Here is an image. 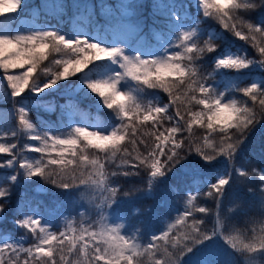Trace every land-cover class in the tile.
<instances>
[{
    "label": "snow or ice",
    "instance_id": "snow-or-ice-1",
    "mask_svg": "<svg viewBox=\"0 0 264 264\" xmlns=\"http://www.w3.org/2000/svg\"><path fill=\"white\" fill-rule=\"evenodd\" d=\"M153 2L157 3V0ZM21 4L22 0H0V14L17 12ZM135 6L136 0H129L126 5L131 12ZM193 6L197 15L193 18L194 23L186 26L182 17H191ZM54 8L64 9L65 5L57 0ZM258 12L264 13V0H179L176 11L171 13L173 22H165L167 30L176 29L175 41L168 43L162 54L147 57L139 52L127 55L119 45L105 46L84 35L68 39L56 30H31L27 34L17 32L13 35L0 29V68L7 70L28 65L22 74L6 75L8 91L0 97L4 105L9 102L12 105V109L6 113L11 126L0 129V154H6L0 159V170L4 172L0 176V198H7L10 188L26 187L33 177H39L64 190L68 197L81 188L98 189L103 195L102 203L97 205L99 222L87 226L82 223L79 230L69 221L67 230L52 232L49 230L51 225L43 217H37L35 209L31 213L25 211L23 219L17 223L27 229L36 242L28 247L4 243L0 247V264H140L139 258L145 254L153 264H185L188 257L192 258L188 264H238V261L231 259L218 261L210 254L198 256L217 239H222L228 248L233 249L226 255L228 257L239 254L247 264L264 261V238L257 242L254 237L250 242H239L238 245L233 237L224 235L219 227L207 230L204 217L213 210L197 205L195 201L198 195L191 191H188L186 207L178 215L176 223L168 225L167 231L153 234L146 244L139 243L135 233L131 236L122 234L123 223H109V213L112 215L114 206L120 205L122 198H131L139 191H125L112 186L110 176H139L143 173L149 189L145 194L151 195V189L159 178L165 177L189 157L195 161L196 168L190 171L188 177H199L207 183L209 190L204 195L215 201L217 225L221 217L227 215L226 201L236 204L237 199H241L240 196L233 197V193L238 191L237 184L247 187L248 193H251L250 196L244 193L241 203L236 204L239 212L246 213L254 205L257 195L264 202V164L254 167L249 165V170H245L243 165L237 167L241 145L247 140L252 128L264 119V22L252 16ZM93 14L83 19H75L74 16L75 29L83 31L82 25L95 24L102 32L110 33L116 39L139 30V22L133 16L117 19L108 15L104 23H100L93 19ZM75 15L78 16L79 11ZM208 18H215L238 40L250 44L259 59L250 58V55L240 50L217 54L218 46L211 35L201 45L199 25ZM153 27L158 28L156 25ZM161 32L165 30L161 29ZM6 46L14 51L5 59ZM169 49L172 51L169 52ZM209 55L213 57L210 64L212 70L202 75L200 62ZM45 60L56 65L57 69L41 67ZM100 61L110 62L117 70L99 78L81 76L86 73L85 69ZM253 67L262 74L259 80L254 79L245 87L234 86L228 90L229 93L234 91L242 94L246 100L219 91L212 82L222 69L243 74ZM73 76L81 77L82 86L87 92L99 97L100 104L115 114L116 122L110 128L96 125L95 130L89 131L86 126L74 121L75 116L84 118L85 114L69 99L67 104H61L59 108L64 120L71 126L70 132L65 136L57 134L50 127L41 132L31 122L33 109L51 113L56 111L57 106L32 98L56 88L60 81L70 80ZM124 81L134 82L140 87L124 89ZM144 89H162L168 93L169 103L161 105L134 95L135 91ZM178 100L182 104L186 101L185 107L195 104L203 106V109H188L185 114L177 107L175 114L170 115L171 107ZM248 101H251L252 106H249ZM257 104L259 110L254 107ZM186 115L191 119H186ZM204 117H207L206 122ZM163 120L171 122V126L160 131ZM146 122H150L155 129L151 144L138 137L139 127ZM193 124L206 127L208 134L201 143L190 145L185 151L184 141L177 139V135L185 130L191 133ZM213 132L220 133L219 143L212 138ZM21 133L36 143H25L19 147L15 142H7L18 140ZM126 137H129L135 154L128 152L125 147L123 153L127 158H122L118 154L122 152L121 142ZM138 145L144 146L143 152ZM87 149L97 151L88 155ZM25 151L40 153L41 158L30 162L23 156ZM53 151L58 158H52ZM65 153H69L72 159H66ZM45 155L49 157L47 162L44 160ZM77 159V167L82 169L79 177L75 175L74 169L66 167L55 173L49 170L51 165H76ZM118 159L119 164L116 163ZM113 165L115 168L109 173L108 168ZM84 171L89 173L87 178ZM249 177H258V180H250ZM5 204L6 200L0 201V217L7 211ZM231 211L229 208L228 212ZM196 214H202L201 218H197ZM80 216L83 217L84 213L81 212ZM189 218L191 224H187ZM181 224H187L189 230L179 236L172 235L176 225ZM7 250L11 251V256ZM22 253L25 254L23 257Z\"/></svg>",
    "mask_w": 264,
    "mask_h": 264
},
{
    "label": "trees",
    "instance_id": "trees-1",
    "mask_svg": "<svg viewBox=\"0 0 264 264\" xmlns=\"http://www.w3.org/2000/svg\"><path fill=\"white\" fill-rule=\"evenodd\" d=\"M63 4L65 5L64 9H59V12H54L52 9L49 8V4L45 3L41 0H22V4L20 8L17 10V12L14 13H3L0 14V29H3L5 31L10 32L14 28L18 27L20 24V20L24 17H32L36 20L47 22V23H53L56 26H59L63 30H66L68 32H73L75 27V20H73V17L75 16V19H83L88 14H93V17H96L97 20L100 21V23H104V21L107 19L109 13L103 12L101 10V6H104L105 2L110 3V6L112 9H114L115 12H120L122 6L125 5V0H95L96 4L93 6L86 7L83 9V12H81V15L77 16L75 15L77 12L74 9V4L72 0H65ZM136 6L135 10L138 13V17L140 16L141 22L143 23L142 31L139 32L134 38L133 42H136L137 39L139 40L142 35V33H145L147 35V38L150 41H154L153 38V32L156 30L163 29L165 32H163V37L167 38L169 36V31L166 29L165 22H173V17L171 13L173 11H176V5L179 3V0H157V3L160 4L159 7H157V3H154L153 0H136ZM165 4L167 6H165ZM181 12H183V9H180ZM197 15V12H195V8L192 7L191 9V17L189 16H183L182 19H184L185 22L193 20V18ZM252 16L257 19L258 21L264 22V13L258 12L253 13ZM154 25L158 26V28L153 27ZM151 29V30H150ZM199 29L202 35V38L200 39L199 43L202 45L204 40L209 39L210 33L209 31L213 32V38L215 39V42L217 43V54L221 53L225 47H231L235 51L238 49H241L240 51L244 52L247 55H250V58H256L259 59L258 53L255 49L251 47L250 44L246 43L245 41L238 40L235 36H233L230 32H228L226 29L222 27V25L219 23L218 20L215 18H208L207 20H204L199 25ZM212 36V35H211ZM147 38L144 37L145 42H147ZM234 42V44H233ZM151 44V43H150ZM149 44V45H150ZM13 49H10L6 46L4 57L5 59L8 58L9 54L13 52ZM54 55V54H53ZM57 58H60L57 56ZM51 59V57H50ZM213 57L209 55L208 57L205 56L204 60L200 62V71L202 75H207L208 72H210L212 69L210 67L211 60ZM109 62L108 61H100L96 64L90 66L85 74H81V76L87 75L88 78H98L101 76V74L104 72V70L108 67ZM43 66H48L52 68L53 70L57 69V66L54 64H51L49 60H45L43 62ZM28 65H24L23 67H17V68H9L7 70L0 68V87L2 90H7V82H6V75L12 74V75H19L22 74L24 71L27 70ZM39 70V69H38ZM256 75H262L260 71L251 68L250 71H246L243 74H237L232 70H220L215 75V81L220 82V84H226L229 89H232L234 86L238 87H245L247 86V83L252 81ZM41 78H43L41 76ZM169 79H175V77H169ZM36 82V81H31ZM140 86H138L134 82H129V84H126L127 89H138ZM60 92V91H71L75 92L77 95V102L79 107L85 110H89L92 114L91 116L93 118H96L100 122V126L103 128H109V126H113V124L116 122L115 114L111 112V110L103 107L99 102V97L92 95L91 93L87 92V90L82 86L81 84V77H71L70 80L66 81H60V83L57 85L54 89H48L45 92ZM158 92L164 102L169 103V96L168 93L164 92L162 89H144L143 91H135L134 95H136L141 100H144V98L149 97L152 95V93ZM3 91L0 93V97L3 95ZM228 94L235 96L238 99H244L242 94L231 92ZM58 100L64 99L63 97H59L55 95ZM43 102H50V96L43 97ZM1 103V101H0ZM249 106L251 105V101H248ZM186 101L182 104L181 101H177L176 105H173L170 109L169 114L174 115L177 107L180 108L182 112L185 114L187 113L188 109H191V111H201L203 109V106L191 104L187 105L185 107ZM257 110H259V105L254 106ZM64 117V114H63ZM31 122L37 127L38 130L41 131V126H44V124H47L49 122L53 123L55 121L54 114L51 112H45L42 109H33V112L30 114ZM186 119H191V117H188L186 115ZM205 122L207 121V117H204ZM0 123L2 124V127L5 126H11V121H9L6 117V114H3L0 117ZM163 124V128H160V131H163L165 128L171 126V122L167 120H163L161 122ZM186 127V125H185ZM155 131L153 127L151 126L150 122L144 123L142 126L138 129V137L145 139L149 144H151L154 140V137L152 136V133ZM208 134V130L206 127H200L199 124H193L192 131L189 133L187 130L177 135V139L184 141V148L185 151H187L188 147L195 146L196 144L201 143L202 138ZM212 138L219 143L220 140V133L219 132H213ZM19 142H21V147L25 143L32 142L35 144L36 142L31 141L27 138L26 134L21 133L19 136ZM17 141V140H14ZM14 141H7V142H14ZM127 148L128 152L134 153L133 145L129 142V137H126L123 142H121V148L122 152L118 154L122 158H127L126 155L123 153V148ZM141 152L144 151L143 145H138ZM97 150L95 149H87V154L91 155L93 152ZM26 154H34V152L25 151L23 153ZM6 156V154H0V159H3ZM66 159H72L71 155L69 153H66L65 155ZM117 164L120 163V160L118 159L116 161ZM79 164V160L77 159L76 165H51L49 166V170L55 172H59L61 168L66 167L69 170L75 171V175L79 177L80 172L82 171L81 168L77 167ZM259 164H264V119H262L252 130L248 133V138L244 142V144L241 145L238 161H237V167L243 165L245 167V170H249L248 166H256ZM183 165H186V168L183 167ZM183 167V168H182ZM115 166H110L108 168V172L110 173L113 171ZM196 168L195 161L189 157L184 161H181L179 164H177L171 172H169L165 177L160 178L158 183L156 184V187L154 188V197H147L144 192H146L148 186H147V179L146 176L142 173V175L139 176H111V182L113 186H118L122 190H134L139 189L135 193L132 199V202L129 204V207L132 206L135 209L133 211L139 210L138 214L135 215V220L137 222L138 229H144V228H150L153 230H160L164 224L165 218H168L172 215L173 207L172 205L175 203H178L180 201L184 202L185 206V195L188 194V190L190 189L192 191V194L198 195V199L195 201V203L199 206H204L209 209H212L213 211L207 216L204 217L205 219V227L207 230H212L215 226V220H214V209H215V201L210 198L206 197L204 193H206L209 189L207 186V183L201 180L199 177H188L189 173L192 169ZM129 171H135L134 169H129ZM4 174L3 170H0V176ZM88 171H84V176L87 178ZM251 179H257L258 177H250ZM41 182L44 187H46L49 192L44 195L36 194L33 191V188L36 183ZM161 183L164 185L162 189H159L158 186ZM7 187V185H2ZM237 192L233 193V197L240 196L241 199H237L236 204H240L241 200L243 198L244 193H248V188L243 187L240 185V188L237 187ZM84 188H81L79 191H73L72 195L68 197V194L66 195L64 190L56 188L54 185L50 183H46L44 180L40 179L39 177H33L32 182H30L26 187H19L18 189H9V196L7 198H0V201L6 200L5 207L7 211L2 214V217H0V236L3 233H9L11 236H17L22 233H27L29 237V241L31 243H35L36 241L33 239L32 234L27 231V229H23L19 226L17 221L19 219H23L22 215L25 211H28L32 207H38L42 211L47 212V209L50 207H53L55 204L60 203L59 211L62 212H69V213H75L77 215V219L79 220L81 218L80 214L78 213V207L81 206H87V200L85 199V192H83ZM185 190L187 191V194H185ZM52 191H55L52 193ZM250 196L251 193H248ZM162 200L159 201L160 205L158 204L157 199ZM124 199V204L126 203V200L128 198H122ZM26 202V203H25ZM236 204H233L231 201H226V207L225 208H232L231 212H226V216H222L221 225L224 235L231 236L235 239V241L239 242H250L254 237L259 241L260 238H264V202L261 201V198L259 195L255 198L254 205L246 212L241 213L237 210ZM229 206V207H227ZM148 207H150L148 209ZM136 213V212H135ZM181 213V212H180ZM197 218H201L202 214H196ZM120 217V216H119ZM118 217V218H119ZM124 218V219H121ZM120 218V222L124 224V221L126 220L124 214H122V217ZM187 224H191V218L188 219ZM187 224H181L176 225V228L173 230L172 235L179 236L182 232L188 231ZM123 233L125 235L130 236L132 235V231L130 228L126 227V229L123 230ZM55 243V242H54ZM163 243V242H161ZM25 254H21L23 257ZM11 256V254L9 255ZM59 259L57 255V260ZM72 259H76V257H72ZM140 264H153L152 260L149 258L147 254L143 255L139 258ZM264 263V261H261ZM7 264V262H6Z\"/></svg>",
    "mask_w": 264,
    "mask_h": 264
},
{
    "label": "rangeland",
    "instance_id": "rangeland-1",
    "mask_svg": "<svg viewBox=\"0 0 264 264\" xmlns=\"http://www.w3.org/2000/svg\"><path fill=\"white\" fill-rule=\"evenodd\" d=\"M72 1L74 4V9L76 10V12L79 11V15H81V12L83 9H85V6L89 7V6H94L96 4V2H94V0H85L88 3V4H84L85 6H82V4H81L84 0H72ZM44 2L49 4V8L54 9V4L57 3V0H44ZM59 2L64 3L66 1L65 0H59ZM125 2L127 5L129 3V0H125ZM126 5L123 7L124 10H122L120 14H112L113 17L119 19L121 16H133L139 22V30L134 34L123 37V38L116 39L110 33L106 34L105 32H102L98 27H96L95 24H93L94 25L93 27L88 26L87 24H84V25H82L83 31H77L75 29V32H72L69 34L68 31L65 32L64 30L60 29L59 27L52 28V26L50 24H42L41 22H37L33 19H28V18H23L21 20L20 26L15 28L11 33L13 35H15V34H17V32L22 33V34H27L31 30H34V31L56 30V31L60 32L61 34H64L65 37L68 39L74 38V36H76V35H84V36H87V38L89 40L101 43L105 46L110 47V46L119 45L120 47H122L125 50V53L127 55H135L137 52L141 53L145 57H147L149 55H160V54H162L163 48L167 47L168 43L175 41L176 29L173 28L172 30H170L169 36L167 38L163 37V34L160 30H156L155 32H153V37H154L155 41H152V42L147 41L146 43H143V39H139L137 42L131 43V38L133 36H135L138 32L141 31L143 23L141 22L140 16L138 17L139 12H136L135 9H134V11L131 12L126 7ZM78 8H79V10H78ZM110 8H111L110 4L105 3L104 6L102 7V10L110 13L111 12ZM55 10H57V9H54V11ZM195 12H197L196 9H195ZM93 19L97 20L96 17H93ZM193 23H194V20H191V21L185 22V25L191 26ZM209 33H212V31H209ZM142 35H144V37L147 38L145 33H142ZM161 38L163 39V45H161ZM238 50H242L241 47ZM171 51H172V49H169V52H171ZM226 51L230 52V53L237 52L231 47H226L221 53H224ZM254 69L260 71L259 69L255 68V67H254ZM115 70H117V67L115 65H112L109 62L108 67L104 70V72L101 74L100 77L107 76ZM254 79L259 80L260 75H256ZM127 82L128 81L122 82V87L124 89H126V83ZM212 82L214 83V86L218 88L219 91H225L226 94H228V86L226 84L221 85L220 82H216L215 79ZM1 91H3V93L5 94V92L7 90H5V89L2 90L0 87V93H1ZM54 95H58V92H56V91L44 92L41 96L32 98V100L39 102V101H42L41 99L43 97L51 96V103L50 104H55L57 106L56 111L52 112V113H55L57 120L53 124H49V125L44 126L43 131L46 130L47 127H50L52 130L56 131L57 134H63L66 136L70 132L71 126L69 125V123L66 120H64V117L62 116L63 113L59 108V105L67 104L69 99H72L73 102L79 108L80 112L85 114L84 118H81L80 115H77L73 118L74 121L78 125L86 126L89 131L95 130L96 125L100 126L98 119L93 118L91 116L92 114L89 111L84 110L78 106L77 101H76L73 93H71V94L70 93H60L59 95H67L66 99L62 100V101H57V98H55ZM144 100L145 101L150 100V101L156 102V103L161 104V105L168 104V103L164 102L157 93H152L151 97H149L148 99H144ZM0 101H1V103H0V116H1L4 112L11 110L12 105L10 102L8 104L4 105L3 101L2 100H0ZM1 128H2V126L0 125V129ZM165 135H167V133H165ZM14 142L17 143L19 147H21V142H19V140L14 141ZM29 144H33V143L29 142ZM23 156L25 158H27L30 162H34L35 160L41 158V154L35 153V152H34V154H26V155L23 154ZM51 156H52V158H58V157H56L55 151H53L51 153ZM48 158L49 157L47 155H45V157H44L45 162H47ZM183 167L186 168V165H183ZM110 178H111V176L109 177V179ZM249 179H250V177H249ZM236 186L240 188V184H237ZM162 187H164V185L162 183H161V185L159 184L158 188L162 189ZM186 190L191 191L190 189H186ZM186 190H185V194H187ZM34 191L37 193L43 194V193L47 192V189L41 184V182H38L34 186ZM83 192H85V199L87 200V206H86V208L83 207V208L78 209V212L84 213V216L81 217L79 221L74 222L75 215L71 214L69 217V215L67 213L62 214L61 217L57 218L56 217L57 216L56 207H58L59 204H57L55 206V208L50 209L48 211V213L45 215H44V213H40L39 210H35V214L37 215V217H43V219L45 221H47L50 225H52L51 226L52 228L50 230L52 232H57V230H58V232L67 230L69 221L73 222V227L76 228L77 230H79L82 223L84 224V226H87L88 224H92V223H98L100 220V212H96V210L94 209V206L96 207V205H99L102 203L103 195L101 193V190H98V189L97 190H92V189L86 190V189H84ZM151 193L153 194L152 189H151ZM185 197H186L185 198V203H186L187 195H185ZM184 205L185 204H183L182 208L184 207ZM114 207L115 208L113 210H111L112 215L109 213V220H111V221H112V219H114L116 213L119 210L117 206H114ZM227 207H229V206H227ZM228 209L229 208H225V212H228ZM29 213H31V210L29 211ZM52 213H53V215H52ZM126 216H129V213L126 212ZM214 220L217 224L216 216H214ZM221 220H222V218H221ZM172 221H173V219H170V220L168 219L165 224H167V225L174 224ZM216 227H219V229H221V224L217 225ZM77 234H78V231H77ZM152 235H153V232L146 233L147 239H150V237ZM137 240L139 243L144 244L143 239H137ZM229 252H233V249L228 248L224 244L222 239L221 240L217 239V240L213 241L210 245H207L206 248L203 249L200 253H198V256L210 254V255L214 256L218 261L223 260V259H231V260L238 261V264H247L244 257L239 256V254H237L236 256H231V257L226 256ZM190 261H192V258L188 257L186 259L185 264H188V262H190ZM259 264H262V262L260 261Z\"/></svg>",
    "mask_w": 264,
    "mask_h": 264
},
{
    "label": "bare ground",
    "instance_id": "bare-ground-1",
    "mask_svg": "<svg viewBox=\"0 0 264 264\" xmlns=\"http://www.w3.org/2000/svg\"><path fill=\"white\" fill-rule=\"evenodd\" d=\"M125 5H126V3H125ZM125 5H124V6H125ZM124 6H123V7H124Z\"/></svg>",
    "mask_w": 264,
    "mask_h": 264
}]
</instances>
